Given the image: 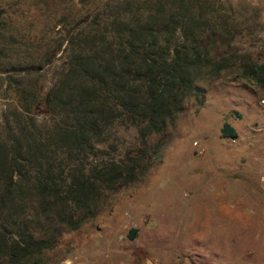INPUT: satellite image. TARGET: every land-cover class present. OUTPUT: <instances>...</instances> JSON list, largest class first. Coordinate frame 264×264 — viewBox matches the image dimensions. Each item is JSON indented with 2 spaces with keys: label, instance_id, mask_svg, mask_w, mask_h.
I'll list each match as a JSON object with an SVG mask.
<instances>
[{
  "label": "trees",
  "instance_id": "16d2710c",
  "mask_svg": "<svg viewBox=\"0 0 264 264\" xmlns=\"http://www.w3.org/2000/svg\"><path fill=\"white\" fill-rule=\"evenodd\" d=\"M219 1L106 0L101 14L59 37L57 49L24 42L2 23L0 74L18 108L16 128L6 115L7 137L0 138V264H43L63 232L96 216L107 193L135 182L150 159L160 161L164 140L146 141L164 135L197 82L238 61L243 76L264 84V65L230 51L247 28ZM63 40L62 62L41 97L38 80ZM39 106L50 119L44 128L31 116ZM122 128L135 132L138 147L119 161L88 165ZM221 136L233 139L236 131L224 122Z\"/></svg>",
  "mask_w": 264,
  "mask_h": 264
},
{
  "label": "rangeland",
  "instance_id": "374dc122",
  "mask_svg": "<svg viewBox=\"0 0 264 264\" xmlns=\"http://www.w3.org/2000/svg\"><path fill=\"white\" fill-rule=\"evenodd\" d=\"M105 1L0 0V30L7 33L4 23L9 32L14 28L24 36V42L49 41L57 49V39H67L79 21L101 14ZM219 4L220 11L231 13L247 28L236 36L230 51L245 63L264 65V0H220ZM60 43L61 50L38 80L41 97L62 62L67 42ZM236 63L211 80L196 83L164 135L146 141L150 146L164 140L161 160L150 159L135 182L107 193L96 216L77 230L63 232L54 248L45 252L43 264H250L251 257L235 258L239 250L224 247L223 237L217 240L221 252L214 250L218 228L225 223L219 221L214 199L224 200L229 188H235L237 195L264 203V84L243 76ZM4 76L0 74V138L6 140L4 118L12 119L18 102ZM40 106L37 116H31L44 128L50 119ZM224 122L235 129V138H222ZM11 124L16 128L14 119ZM138 144L132 129H118L86 163L119 161ZM234 231L240 232L235 223Z\"/></svg>",
  "mask_w": 264,
  "mask_h": 264
},
{
  "label": "crops",
  "instance_id": "0c3cea01",
  "mask_svg": "<svg viewBox=\"0 0 264 264\" xmlns=\"http://www.w3.org/2000/svg\"><path fill=\"white\" fill-rule=\"evenodd\" d=\"M261 186L263 187V185ZM229 189L231 192L224 200L214 199L213 201L219 215V221L225 222L218 228L215 236L217 244L214 250L216 254L221 252L219 250L220 243L217 240L223 237L225 240L224 247L229 248V250H239V256L237 255L235 258L240 257L241 254V256L251 257L250 264H262L264 258V249L262 248L264 246V210L262 207H264V203L257 201V199L250 201V197L237 195L235 188ZM234 223L239 226V233L234 231ZM225 225L226 230L224 232L222 229ZM248 228H251V234H246L245 231ZM231 262L234 263L235 260L232 259Z\"/></svg>",
  "mask_w": 264,
  "mask_h": 264
},
{
  "label": "built area",
  "instance_id": "2783aa9c",
  "mask_svg": "<svg viewBox=\"0 0 264 264\" xmlns=\"http://www.w3.org/2000/svg\"><path fill=\"white\" fill-rule=\"evenodd\" d=\"M264 101H262V103H263Z\"/></svg>",
  "mask_w": 264,
  "mask_h": 264
}]
</instances>
